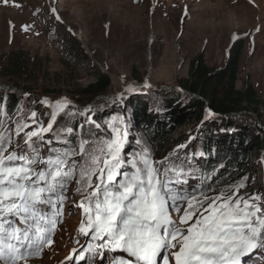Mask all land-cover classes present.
Returning <instances> with one entry per match:
<instances>
[{
    "label": "rangeland",
    "instance_id": "1",
    "mask_svg": "<svg viewBox=\"0 0 264 264\" xmlns=\"http://www.w3.org/2000/svg\"><path fill=\"white\" fill-rule=\"evenodd\" d=\"M242 36L246 45L236 88L241 90L249 77L258 96L263 98L264 0H8L7 5L5 0H0V90L25 99L14 113L2 111L0 120L11 129L13 140L23 144L24 132L47 127L51 122L58 100L73 102L68 94L81 92L94 104L92 111L82 114L66 108L57 115L53 132L45 134V139L55 136L65 124L73 127L77 143L81 138L101 142L112 139L113 133L107 131L106 124L94 119L107 104L103 116L113 127L121 125L119 137L123 140L126 161L137 158L143 148H147L153 162L176 154L182 159L186 148L199 154L200 144L194 139L198 128L191 125L173 128L163 149L153 152L144 131H137L122 116L127 110L126 98L130 94H144L148 89H178V81L189 77L190 64L201 53L210 67L222 68L234 41ZM99 74L107 75L113 86L94 98L85 89L98 82ZM134 74L140 75L142 82L149 83L150 87L132 88L123 94L129 84L138 82ZM47 88L54 89L56 95L46 93ZM39 98L49 101L51 108L39 103ZM32 111L36 112L34 118ZM252 117L257 120L256 116ZM16 121L28 125L20 136L15 135ZM74 121L82 123L76 127ZM125 130L126 140L123 139ZM137 140L141 143L137 144ZM44 154H47L46 148ZM249 159L248 183L221 192L234 199L255 195L264 200V156ZM186 167L189 168V163ZM129 170L128 164L122 169ZM185 170L182 177L187 181L185 187L189 190L195 187L197 195L206 190L209 178L202 174L193 176L195 169ZM75 187V182L69 185L54 242L29 264H77V261L88 264L87 258L79 260L75 255L71 261L66 259L73 249L84 250L94 242L92 233L85 237L78 231L85 216L78 207L83 197L75 192ZM220 193L211 190L206 194L214 197ZM168 207L170 215L177 218L171 201ZM167 254L162 252L157 264H163L162 257ZM117 257L133 259L123 251H105L104 257H97L92 264H111ZM241 264H264V250L256 249L244 256Z\"/></svg>",
    "mask_w": 264,
    "mask_h": 264
},
{
    "label": "snow or ice",
    "instance_id": "2",
    "mask_svg": "<svg viewBox=\"0 0 264 264\" xmlns=\"http://www.w3.org/2000/svg\"><path fill=\"white\" fill-rule=\"evenodd\" d=\"M39 103L51 106L47 100ZM68 104L67 100L57 101L51 122L24 132L23 144L13 140L11 129L0 120V264H29L54 242L58 217L63 215L73 182L75 192L83 197L78 207L85 220L79 233L85 237L92 233L93 241L104 243L73 249L66 258L69 261L75 255L92 264L105 251H123L133 259L117 257L111 264H157L162 252L168 253L162 257L163 264H241L244 256L264 250L260 197L234 199L223 192L212 197L203 190L197 195L195 187H185L182 165L153 162L147 148L126 161L120 130L112 124V139L81 138L78 143L70 139L73 127L65 124L54 137L62 147H55L45 134L53 132L57 115ZM35 116L32 111L31 117ZM15 123V135L20 136L28 125ZM126 164L131 171H122ZM169 201L178 214L175 219ZM193 217L194 222L188 224Z\"/></svg>",
    "mask_w": 264,
    "mask_h": 264
},
{
    "label": "trees",
    "instance_id": "3",
    "mask_svg": "<svg viewBox=\"0 0 264 264\" xmlns=\"http://www.w3.org/2000/svg\"><path fill=\"white\" fill-rule=\"evenodd\" d=\"M245 45V37L237 38L225 65L219 69L210 67L204 53L199 54L190 64L189 77L178 81V89H148L144 94H130L126 98L127 110L122 116L137 131H144L153 152L163 149L173 128L186 125L198 128L194 139L200 144L199 154L191 152L192 148H186L182 159L180 154H176L163 162L182 165L189 172L195 169L193 176L205 175L206 179L209 178L206 190L203 189L205 193L211 190L220 193L240 183H248L249 158L264 156V97L258 96L249 77L241 90L236 88ZM98 78L97 83L86 87L89 96L102 95L113 86L107 75L99 74ZM134 78L142 83L140 75L134 74ZM18 88L27 90L25 87ZM45 92L56 95L54 89L47 88ZM68 97L81 104L89 102V97L81 92H71ZM23 100L15 93L0 90V113H14ZM4 107L7 109L4 110ZM102 107L94 119L104 122L107 131L112 134L111 123L103 116L108 106L105 104ZM71 111L77 112L76 109ZM252 116H256L257 120ZM81 123L74 121L73 125L77 127ZM116 128H121V125H116ZM54 137L49 135L47 139H52L53 145L61 148L62 145ZM70 139L76 142V135L73 134ZM188 163L189 168L186 167ZM169 175L175 178L177 174ZM92 244L95 245V241Z\"/></svg>",
    "mask_w": 264,
    "mask_h": 264
},
{
    "label": "water",
    "instance_id": "4",
    "mask_svg": "<svg viewBox=\"0 0 264 264\" xmlns=\"http://www.w3.org/2000/svg\"><path fill=\"white\" fill-rule=\"evenodd\" d=\"M145 85H148L147 87H150L149 85V83H138V82H134V83H131V84H129L128 86H127V89H126V91H124V93L123 94H125V93H127L130 89H132V88H144V87H146ZM264 129V128H263Z\"/></svg>",
    "mask_w": 264,
    "mask_h": 264
},
{
    "label": "bare ground",
    "instance_id": "5",
    "mask_svg": "<svg viewBox=\"0 0 264 264\" xmlns=\"http://www.w3.org/2000/svg\"><path fill=\"white\" fill-rule=\"evenodd\" d=\"M51 108V107H50Z\"/></svg>",
    "mask_w": 264,
    "mask_h": 264
}]
</instances>
